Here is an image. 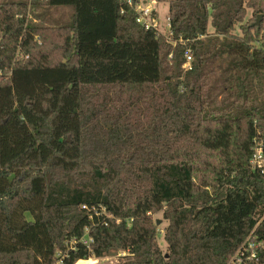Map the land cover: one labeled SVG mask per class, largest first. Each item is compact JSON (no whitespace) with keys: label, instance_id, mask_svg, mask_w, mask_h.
<instances>
[{"label":"trees","instance_id":"obj_1","mask_svg":"<svg viewBox=\"0 0 264 264\" xmlns=\"http://www.w3.org/2000/svg\"><path fill=\"white\" fill-rule=\"evenodd\" d=\"M159 1L169 41L138 0L0 4V264H230L264 217V0Z\"/></svg>","mask_w":264,"mask_h":264},{"label":"rangeland","instance_id":"obj_2","mask_svg":"<svg viewBox=\"0 0 264 264\" xmlns=\"http://www.w3.org/2000/svg\"><path fill=\"white\" fill-rule=\"evenodd\" d=\"M11 0H0V4L10 2ZM150 7L154 10V13L157 17V29L161 36H164L167 41H169V4L166 2H160L159 0H138L137 6ZM261 16V15H259ZM253 17L252 10H248L247 17L245 22L247 23ZM72 18V11L68 8H57V9H47L40 8H31L28 12V17L26 22L28 24H39L45 25L47 27H58L59 25L70 24ZM210 32L213 33V30L210 28ZM240 30H236V34H240ZM174 46V45H173ZM171 59V57H170ZM110 128L112 123H108ZM31 220L30 216H27ZM160 220L162 224L158 226L159 228V238L158 244L163 253L167 251V244L164 240V231L168 227V222L164 220L163 215L157 214L154 216V221ZM125 254L113 255L101 259L92 258L88 261H80L77 264H117Z\"/></svg>","mask_w":264,"mask_h":264},{"label":"built area","instance_id":"obj_3","mask_svg":"<svg viewBox=\"0 0 264 264\" xmlns=\"http://www.w3.org/2000/svg\"><path fill=\"white\" fill-rule=\"evenodd\" d=\"M129 4H132L129 2ZM138 13V23L145 27L147 30L154 29L157 30V18L154 16V10L150 7L137 6ZM159 33V32H158ZM186 64L184 66L185 70L190 68L191 62L193 60V55L191 51H187L185 54ZM251 169L264 175V135L258 132L256 138L253 141L252 146V157L250 160ZM264 217L259 219L252 233L245 239V241L240 245L231 259L230 264H264V243L260 242L258 237L255 235L257 228L263 222ZM83 237L80 241L83 246L87 249H91L93 244V239L88 236Z\"/></svg>","mask_w":264,"mask_h":264},{"label":"water","instance_id":"obj_4","mask_svg":"<svg viewBox=\"0 0 264 264\" xmlns=\"http://www.w3.org/2000/svg\"><path fill=\"white\" fill-rule=\"evenodd\" d=\"M261 19H262V17L261 16H259L258 17V20H257V25H259L260 24V21H261ZM110 127V126H109ZM162 224V221H160V220H157V222H156V225L157 226H160Z\"/></svg>","mask_w":264,"mask_h":264}]
</instances>
